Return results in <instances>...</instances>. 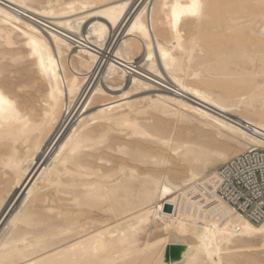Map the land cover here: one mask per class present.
Here are the masks:
<instances>
[{"label": "bare ground", "instance_id": "obj_1", "mask_svg": "<svg viewBox=\"0 0 264 264\" xmlns=\"http://www.w3.org/2000/svg\"><path fill=\"white\" fill-rule=\"evenodd\" d=\"M5 1L28 14L0 4V91L28 123L0 128V264H210L205 243L217 264H264V220L162 202L264 146V0H202L178 28L177 0ZM129 77L140 98L91 107L102 78Z\"/></svg>", "mask_w": 264, "mask_h": 264}, {"label": "built area", "instance_id": "obj_2", "mask_svg": "<svg viewBox=\"0 0 264 264\" xmlns=\"http://www.w3.org/2000/svg\"><path fill=\"white\" fill-rule=\"evenodd\" d=\"M197 202L219 218L227 213L264 220V146H252L209 170L197 182Z\"/></svg>", "mask_w": 264, "mask_h": 264}, {"label": "rangeland", "instance_id": "obj_3", "mask_svg": "<svg viewBox=\"0 0 264 264\" xmlns=\"http://www.w3.org/2000/svg\"><path fill=\"white\" fill-rule=\"evenodd\" d=\"M132 1V2H131ZM138 1V2H137ZM140 1V2H139ZM141 1L142 0H130V3H129V5L131 4V6H132V4H133V9H132V12H131V14H133V12L136 10V8L138 7V5L141 3ZM3 2V3H2ZM0 4H2V5H4V6H6V7H8V8H10L11 7V9L13 8V9H15V10H19V12H21V13H23V14H25V13H27V12H22L23 10H20V9H18V8H15V6L13 5V4H11L10 2H7V1H5V0H0ZM135 8V9H134ZM28 14V13H27ZM26 14V15H27ZM30 16V15H29ZM129 19V18H128ZM128 19L125 21V25L123 24L122 25V27H121V29L120 30H118L117 31V33H115V37H114V40L115 41H113V45L115 44L114 42H116V40L118 39V38H120V40L124 37V36H126V30H125V26H126V24H127V22H128ZM47 20V19H46ZM47 21H51V20H47ZM44 23V22H43ZM46 24V23H45ZM48 26H51L50 28H54L53 30H58L59 31V28H57L56 26L54 27L53 25H49V24H47ZM43 27V29H47L46 27H44V26H42ZM46 31V30H45ZM57 31V32H58ZM66 32L65 31H63V30H60L59 31V34H63V36H64V34H65ZM66 35L67 36H69L67 33H66ZM65 35V36H66ZM112 36H113V34H112ZM120 36V37H119ZM127 37H131V36H127ZM86 46L88 45V44H85ZM113 45H111L112 47H113ZM90 48H92V49H96V48H93L92 46H90V45H88ZM112 47H110L109 49H108V53L107 54H112V52H111V50H112ZM141 56V54H137L136 56H134V58H133V61H132V63L133 64H135V66H136V63H134V61H139L140 60V57ZM136 57V58H135ZM110 58V57H109ZM106 59V58H105ZM105 59H104V62H103V64H105V67H106V64H107V62H105ZM108 59V58H107ZM112 59H114V60H117L116 58H112ZM69 61H71L70 60V57L68 56V58H67V64H69V66H70V62ZM118 61V60H117ZM119 62V61H118ZM99 70H98V72L93 76V81H92V83L93 82H95L96 80H97V78H99V79H101V77H102V74H100L99 75ZM142 73V72H141ZM142 74H144V73H142ZM98 75H99V77H98ZM130 76V75H129ZM98 79V80H99ZM102 82H103V85L104 86H106L105 88L107 89V92L108 93H106L107 94V100L105 101V102H101V103H98V104H94V105H92L91 107L92 108H95V107H97V106H99L100 104H103V103H112L113 104V102L114 103H116L117 101H121V99L122 100H124V97L126 98H128V99H133V100H136L137 98H140L145 92L143 91V90H138V91H136V90H133L134 88L132 87V84L130 83V77L129 78H127V80L123 83L124 85H120V86H111V85H108L107 83H106V80L104 79V78H102ZM92 83H91V85H92ZM132 90L129 94H126V95H123L122 93H124L125 91H128V90ZM136 91V92H135ZM141 93V94H140ZM121 95H123V96H121ZM128 96H130V97H128ZM106 97V96H105ZM126 98V99H127ZM90 107V108H91ZM78 116V115H77ZM77 118L78 117H75L74 118V120L76 121L77 120ZM74 120H73V122H74ZM54 145V143L51 145V146H53ZM52 148L53 147H50L49 148V152L47 151L45 154H46V156L44 157L43 156V160L42 161H44L47 157H48V154L50 153V150H52ZM54 150V149H53ZM217 161V162H216ZM216 162V163H215ZM219 162V163H218ZM222 163V160H215L212 164H210L207 168H204V169H202L201 170V174L203 173V171H204V174L206 173V171L208 172L209 170H211V169H213V168H215L216 166H218V165H220ZM37 169H35V171H36ZM34 173V172H33ZM204 174H202V176H204ZM185 180H186V178L185 179H180L179 181H176V183H180V184H183V182H185ZM34 181V180H33ZM33 181L31 182V184L33 183ZM30 184V185H31ZM185 184V183H184ZM183 184V185H184ZM29 185V186H30ZM165 185V184H164ZM182 185V186H183ZM189 188L190 187H188V186H183V187H181V188H179V189H176L173 193H169V194H167V195H165V196H163V198H162V202H163V205L166 203V202H170V200H171V197L172 196H177V195H182V194H187V193H191L194 197H198L197 196V187L196 188H194V189H190L189 190ZM28 189V188H27ZM22 191H23V188H22V190H20L19 191V193L16 195V194H11V199H14L15 198V201L17 200V198L20 196V194L22 193ZM25 192H27V190L25 191ZM16 196V197H15ZM18 196V197H17ZM15 201H13V204L9 207V208H7L6 207V209H8V210H5V212H6V214L4 215V217H2L3 219H1L2 221L4 220V218L6 217V215L9 213V211L11 210V208H12V206L14 205V203H15ZM161 201V200H160ZM4 213V212H3ZM1 221V222H2Z\"/></svg>", "mask_w": 264, "mask_h": 264}, {"label": "snow or ice", "instance_id": "obj_4", "mask_svg": "<svg viewBox=\"0 0 264 264\" xmlns=\"http://www.w3.org/2000/svg\"><path fill=\"white\" fill-rule=\"evenodd\" d=\"M166 8L171 7L172 12H171V19L173 21V27L179 26L181 19L183 17H194L198 18L202 15L203 9H204V4L202 3V0H191L190 3L182 4L177 0V2L171 6L168 4L164 5ZM136 26L133 25V30H135ZM30 47L33 48V55H39V50H38V45L35 40L31 41ZM151 59V57H149ZM165 58H167V54L165 53ZM51 59V58H50ZM40 66L43 68L44 67V59L41 56L40 57ZM196 95H200L199 92L196 93ZM12 122H17V123H25L27 124L28 121L26 119H22V114L18 110L17 104L9 99L3 91H0V128L4 126L5 123H12ZM67 147V146H66ZM64 149H61V152H63ZM170 189L168 187H165L163 189V192L165 195L168 194ZM21 221H14V223H20ZM143 223V221H141ZM251 231H255L254 229H250ZM208 229L205 228V232H207ZM261 232H264V229H260ZM206 240V237L204 238ZM4 247H8L7 244L4 245ZM207 252L208 260L210 264H217L216 261L212 260L213 256H219V250H210V246L205 243L203 245ZM35 264V262H33Z\"/></svg>", "mask_w": 264, "mask_h": 264}, {"label": "water", "instance_id": "obj_5", "mask_svg": "<svg viewBox=\"0 0 264 264\" xmlns=\"http://www.w3.org/2000/svg\"><path fill=\"white\" fill-rule=\"evenodd\" d=\"M173 249H176V252H175V254L177 253V247L175 246V248H173Z\"/></svg>", "mask_w": 264, "mask_h": 264}]
</instances>
